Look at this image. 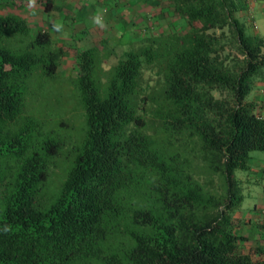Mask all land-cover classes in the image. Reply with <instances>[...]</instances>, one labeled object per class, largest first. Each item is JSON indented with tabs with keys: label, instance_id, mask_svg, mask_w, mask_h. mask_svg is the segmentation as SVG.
<instances>
[{
	"label": "trees",
	"instance_id": "obj_1",
	"mask_svg": "<svg viewBox=\"0 0 264 264\" xmlns=\"http://www.w3.org/2000/svg\"><path fill=\"white\" fill-rule=\"evenodd\" d=\"M162 1L184 31L76 49L56 123L65 46L0 0V264H264L235 219V171L264 152V36L237 0Z\"/></svg>",
	"mask_w": 264,
	"mask_h": 264
},
{
	"label": "rangeland",
	"instance_id": "obj_2",
	"mask_svg": "<svg viewBox=\"0 0 264 264\" xmlns=\"http://www.w3.org/2000/svg\"><path fill=\"white\" fill-rule=\"evenodd\" d=\"M9 1L3 0V4L9 3ZM14 1L18 6L22 5L20 10L16 8L9 9L8 6L3 8L1 13H18L34 31L48 32L51 34L56 45L65 46L66 55L59 68L57 87L55 88V85L54 88H50L44 92L49 103L47 105L51 106L49 108L51 111L52 106L56 104V98H61L60 96H63L64 93V96L70 93V80L76 74V49H100L102 42L106 40L108 45L113 47L117 54H120L123 51L136 47L139 40L146 37L149 32L152 35L158 36L168 34L174 30L181 32L185 29V26L173 16L162 0H97V4H94L93 8L87 11L88 15L73 14L74 10L78 13L87 8L89 4H86L87 2L84 0H52L51 15L46 14L45 8L40 4V0H36L33 8L28 6V0ZM97 11L101 12L103 16L106 24L105 28H100L91 21L92 15ZM245 16L248 18L245 21V33L257 35V28L259 30L257 17L253 19V15ZM52 22L62 23L64 25L63 33L53 31ZM261 30L262 28L260 27V32H262ZM112 59L110 60L112 61ZM58 86H61L60 91L57 90ZM251 98L252 94L249 96V99ZM54 111H52L51 116L47 119L53 120L56 123L61 119L65 120L67 118L72 121L74 111L69 109L67 114L64 115L57 112L56 108H54ZM60 114L62 115L61 117H59ZM69 124L71 123L69 122ZM250 156L251 170L248 172L235 171L237 178L251 180V183L245 185V199L242 208L257 204V173L254 172L257 171V159H264V152L254 151L251 152ZM262 184L264 185V183Z\"/></svg>",
	"mask_w": 264,
	"mask_h": 264
},
{
	"label": "crops",
	"instance_id": "obj_3",
	"mask_svg": "<svg viewBox=\"0 0 264 264\" xmlns=\"http://www.w3.org/2000/svg\"><path fill=\"white\" fill-rule=\"evenodd\" d=\"M84 1L87 2L86 4H89L87 8L78 13L74 10L73 14L88 15L87 11L98 2L97 0ZM237 1L241 9L239 13L240 18L243 21H247L248 18L245 15H253V19L257 17V25L259 26V30L257 28V35L264 36V0ZM45 11L47 15L52 14L51 10ZM69 18L71 17L69 16ZM260 27L262 28V32H260ZM251 100L258 105L259 111L264 114V80L257 82ZM254 173H257V204L241 208V211L235 215V219L238 221L237 232L244 238V241L239 243L238 253L250 254L253 260L264 262V185L262 184L264 183V159H257V171Z\"/></svg>",
	"mask_w": 264,
	"mask_h": 264
},
{
	"label": "clouds",
	"instance_id": "obj_4",
	"mask_svg": "<svg viewBox=\"0 0 264 264\" xmlns=\"http://www.w3.org/2000/svg\"><path fill=\"white\" fill-rule=\"evenodd\" d=\"M36 4V0H28V6L30 8H33ZM91 21L94 25L100 27V28H105L106 24L104 22L103 16L101 14V12L97 11L96 13H94L91 17ZM52 30L56 31L58 33H63L64 30V25L60 22H52ZM8 229L5 228V231H7Z\"/></svg>",
	"mask_w": 264,
	"mask_h": 264
}]
</instances>
